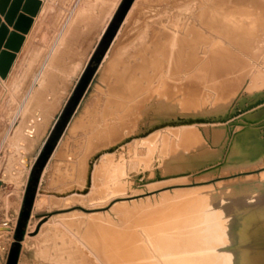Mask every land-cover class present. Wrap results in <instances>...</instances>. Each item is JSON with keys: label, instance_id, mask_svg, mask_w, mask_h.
Returning <instances> with one entry per match:
<instances>
[{"label": "bare ground", "instance_id": "bare-ground-1", "mask_svg": "<svg viewBox=\"0 0 264 264\" xmlns=\"http://www.w3.org/2000/svg\"><path fill=\"white\" fill-rule=\"evenodd\" d=\"M158 1L161 0H136L125 18L126 33L142 23L135 38L138 42L132 44L138 48H133L136 50L133 52L139 61L128 67L122 56L133 52L123 51L126 47L113 51L103 77L107 90L102 98L95 100L79 124L80 129H91L81 155L74 158L71 153H60V161L54 165L57 182L66 178L75 180L61 194L67 190L76 195L89 193L99 197L109 191L114 193V185L125 178L136 179L140 173L152 178L163 159H172L187 150L179 160L182 167L177 171L195 170L214 162L225 149L226 133L212 145L220 147L212 159L193 161L191 168L187 167L192 158L201 156L190 150L201 137L210 143L213 127L225 128L224 122L234 111L264 98V89L250 86L252 70L264 65V0H172L168 6H173L172 15L176 17L173 29L161 34L153 32L145 44L151 27L161 22L145 17L151 13V3ZM171 10H163L164 19L170 20L167 14ZM181 18L186 22L179 25ZM122 34L119 32L118 42ZM58 62L52 63L58 66ZM9 70L0 78L5 79ZM134 74L137 81L132 80ZM48 78L40 91L36 93L39 87L35 91V100L29 101L32 104L26 113L33 116L25 120V127L18 133L17 145L21 144L22 153L32 150L47 128L46 120L42 121L39 115L43 113L46 119L49 112L57 110L55 103L41 99L52 89ZM183 80V85H176V81ZM148 90V95L141 98ZM194 101L201 108H183ZM205 102L206 108L202 106ZM143 103L148 106L141 110L136 126L126 128L123 120L127 113ZM208 108L214 110L208 112ZM120 113L125 114L120 116ZM253 119L260 122L255 127L250 125ZM243 121L244 129L232 138V145L252 152L250 165L238 169L252 171L264 165V105L253 109ZM203 128L207 129L206 134ZM178 138L176 151L173 145ZM47 197L37 198L36 208L44 206ZM57 221L53 224V238L59 253L43 254L53 264H264V172L215 186L174 190L137 202H124L108 214L68 213ZM43 226L35 225L36 234L41 233ZM7 229L0 227V233ZM135 249L142 250L143 255L133 259L130 254Z\"/></svg>", "mask_w": 264, "mask_h": 264}, {"label": "rangeland", "instance_id": "rangeland-1", "mask_svg": "<svg viewBox=\"0 0 264 264\" xmlns=\"http://www.w3.org/2000/svg\"><path fill=\"white\" fill-rule=\"evenodd\" d=\"M46 1L49 2V0ZM62 1L64 4L70 5L76 0H56L57 3H54V8L56 9L46 14L41 23L38 24L36 30L33 31L34 36L31 37L32 49L29 56L31 58L30 61H35L34 64L25 63V68L17 72V76L13 79L11 86L9 85L6 88L0 85V227H8L7 232L0 233V264H53L49 263L50 261L46 258H43V254L52 253V251L59 253L57 247L58 243H55L53 238L55 234L53 224L58 223L57 220H59L60 217L67 216L68 213L69 215L75 213L83 215H94L99 213L108 214L112 212L114 206L124 202H137L174 190H193L194 188L215 186L223 181L259 175L264 172V165L252 171L238 170L245 165H250L252 162V152L232 145V138L244 129L243 120L251 114L253 109L255 110L257 107H260V105H264L263 98L250 104L251 106L248 105L234 111L229 120L224 122L226 125L225 128H222V126L213 127L211 129L213 137L210 143L207 142L205 137H201L195 146L191 147V151H195L201 156L192 158V160L188 162V168H191L193 161L212 159L220 148L212 145H216L218 138L223 133H226L227 143L225 149L222 155L214 162L195 170L177 171L182 167L179 160L189 152V150H187L179 153L172 159H163L158 171L152 178H148L146 175H143V173L137 175L136 179L125 178L124 181L114 185L112 188L114 193L109 191V193L99 197L89 193L76 195L67 190L65 193L61 194L62 190L70 187L75 180H68V178H66L64 181L61 180L57 182L54 176V165L56 162L60 161L59 154H72L71 156H74V158L81 155L82 148L91 129H80L79 124H82L86 114L89 112L92 105H94L93 103H95V100L100 97L102 98L107 90V84L103 79L105 65L116 48L126 47L123 51L126 50L131 53L134 51L133 45L138 42L135 38L140 32V24H142L140 23L138 26H134L131 28L130 32L126 33L127 30L125 29L124 21L136 0H119L118 5L107 22H94L92 24L93 27H88L87 30H85V25L80 24L79 26H81L82 31L85 30V32H82V35L79 36L81 39L78 37L77 39H72L74 42L76 41L74 43L70 39L59 37L66 25L65 22H55V19L60 17V10L67 11L62 7ZM161 1H158L159 3L155 2L157 5H154V2V4L151 3V13L145 16L146 18L151 17L152 19L150 21H153L154 18V21H156V19H161L159 24H154L155 26L153 25L151 27L152 30L148 32L149 36L147 35L148 38L146 42H144L145 44L148 43L150 36H153V32L161 34L165 31L167 32V30L173 29L172 25L176 17L172 15L173 11L171 9L173 6H168L172 4V0ZM165 9L172 11L167 14L170 20L164 19L165 14L162 12ZM184 22H186L184 18H181L178 24L180 25ZM72 24L73 23L69 24L70 27ZM69 29L68 26L67 30ZM119 32H123V37L118 42L117 36H119ZM157 34H154V36H157ZM63 43H68V47L72 49L71 57L74 63L71 66L76 68L75 70L72 68L71 71L69 69L67 72L68 74L66 73L64 75L58 72L61 78L58 75L60 80L57 78L58 81L56 80L57 86L54 87V94L51 92L54 98L57 99L56 102L59 104L54 102L57 110L49 112L46 119L43 118V113H40L41 115H39V117L42 118V121L46 120L47 128H45L44 134L35 147L32 150L28 149V151L22 153L23 150H20L21 148L19 149L21 144H19V146L17 145L18 133L20 129L25 127L26 122L33 116V113H30L32 115H27L26 113L29 111L27 108L31 107V103L29 106V102L24 101L23 88L19 78L21 79L27 77V75L29 76L32 74L31 70L37 67L36 62L39 55L38 48H41L40 55H43V53L47 55L55 46L57 48H62ZM124 44H127V46ZM134 49L137 50L138 48ZM134 52L133 55H127L128 57L122 56L124 65L129 67L139 61V58L134 55ZM253 70L251 73L253 85H251V83L250 86L256 89H264V65ZM137 77V74H134L132 80L137 81ZM259 78H261L259 81L262 82H257ZM183 83L184 80L176 81V85L179 86L183 85ZM149 90L151 91V89ZM149 90L145 92L144 94L146 95L141 96V98L146 97L150 92ZM147 104L148 103L138 104V109L127 113L126 118L123 120L126 128L130 129L136 126L135 123L137 119L140 118V112L148 106ZM200 106L199 102L194 101L183 105V108L199 109L201 108ZM202 106L206 108V102L203 103ZM213 110L212 108L207 109L208 112H212ZM23 111L25 113H23ZM31 111L32 110H30V112ZM246 112L249 113L247 114ZM22 113L26 114V116L22 115ZM124 114L125 113H120L119 115L122 116ZM23 116L25 117L23 118ZM116 120H118V118ZM253 121V124L250 125L254 127L260 123H256L257 121L254 119ZM117 126L115 125V127ZM75 127L78 129L76 130ZM203 132L206 134L207 129L203 128ZM181 134L178 135V137H180ZM179 140L180 138L174 140L173 149L176 151L179 150V148H175V145L179 144ZM22 148L26 147L22 146ZM22 158H24V162H22ZM256 159H260V156H257ZM19 160L23 165L19 163ZM143 161L147 162V159ZM63 170L64 169H62V171ZM41 195L45 197L48 196V201L41 208H36L37 205L35 204L37 198L41 197ZM37 223L39 227L44 225L41 229V233H37L38 235L35 230V225L37 226ZM29 232L32 233L28 234ZM142 255V250L135 249L130 254V257L135 259ZM125 264L135 263L130 262Z\"/></svg>", "mask_w": 264, "mask_h": 264}, {"label": "crops", "instance_id": "crops-1", "mask_svg": "<svg viewBox=\"0 0 264 264\" xmlns=\"http://www.w3.org/2000/svg\"><path fill=\"white\" fill-rule=\"evenodd\" d=\"M39 1L41 2V5H40V8L38 10V13L33 18V22H32V25L30 27L29 32L26 35H24L23 43H22L19 51L15 54L14 61L11 65L10 70H12V71L14 70L13 71L14 73L9 70V72H11V73L8 72L7 77L5 79L0 78V85L5 86L6 88L9 85L11 86V84L13 83V79L17 76V72L19 70H23V68H25V65H24L25 63L34 64L35 61H32V60L30 61L31 58L29 56L31 54L30 51L32 49L31 48V37L34 36L33 31L36 30L38 24L41 23V21L44 19L46 14H48L49 12L51 13L52 11H54L56 9V8H54V5H55L54 3H57L56 0H49V2L46 0H39ZM57 1H59V0H57ZM118 3H119V0H76L74 3L72 2L70 5H68V4L66 5L62 1V7H64L65 8L64 10H67V11L60 10V17L59 18L57 17L55 19V22H65L66 25L64 27V30L61 31V34L59 37L60 38L65 37V39H70V40L74 39V38L77 39V37H79L82 34V32H85V30H87L88 27H92V23H94V22H107L109 20V17L111 16V14L114 12ZM58 16H59V14H58ZM70 23H73L71 25V27L69 25ZM0 24H5L4 19L1 16H0ZM80 24L85 25L84 31H82L81 26H79ZM68 26L70 28L69 30H67ZM7 30L9 33L15 32V31H13V28L9 27V26H7ZM73 31H74V33H73ZM74 34H76L77 37ZM70 35L71 36L73 35L74 37L72 36L73 38H70L71 37ZM63 46L64 47H62V48H57L55 46L50 52H48L47 55H45V53H43V55H40L41 48H38L39 55H38V59L36 62L37 67L35 69L33 68V70H31L32 74H30L29 76L27 75V77H25V78H21V79L19 78V81L21 80V86L23 88L22 92H23L25 102L27 100H28V102L29 101L32 102L33 100H35V97H34L35 94L40 91V89L42 88L41 87L42 84H43L42 86H44V80L48 76H49V78L46 80H48L47 81L48 84L52 85V86L49 85L52 89H51V91H49V93H47L46 97L43 96V98L41 97V99L43 101L45 100V101L50 102V103H54L57 101V99L54 98V95L51 94V92L53 90H55L54 87L56 86V83H57L56 82L57 78H55V77L58 75L56 73H58V69H59V71H61L62 69H65L64 71L62 70L63 72L62 71L60 72L62 74L65 73V71L67 70L66 68H68V70L70 69V71H71L72 70L71 65L74 63L72 60V57L70 55V52H72V50L70 49V47H68V43H63ZM62 49H64V50L62 51ZM67 49H69V51H67ZM1 50H4V49L2 48ZM59 50L61 52H59ZM59 53H61V54H59ZM65 54H66V56H65ZM60 55H61V57H59ZM58 58L60 60H58ZM69 59H70V61H69ZM61 60H63V61H61ZM58 61H61V62H58ZM52 62L56 63V64L58 62L59 64L57 66L56 64H53ZM12 68H14V69H12ZM75 68L76 67H74V69ZM50 70H53V71L50 72ZM48 72H50V73H48ZM45 73H47L48 75L46 74V76H45L44 75ZM53 73H54V75H53ZM43 76H45V78ZM53 78H55V79H53ZM38 87H39V90L36 91ZM35 91H36V93H35Z\"/></svg>", "mask_w": 264, "mask_h": 264}, {"label": "water", "instance_id": "water-1", "mask_svg": "<svg viewBox=\"0 0 264 264\" xmlns=\"http://www.w3.org/2000/svg\"><path fill=\"white\" fill-rule=\"evenodd\" d=\"M40 5L39 0H0V16L5 22L0 24L1 77H4L9 70L23 36L28 32L32 18L38 12ZM7 26L12 27L15 32L9 33ZM2 47L4 50H1Z\"/></svg>", "mask_w": 264, "mask_h": 264}]
</instances>
